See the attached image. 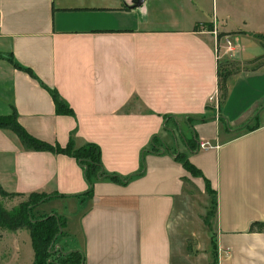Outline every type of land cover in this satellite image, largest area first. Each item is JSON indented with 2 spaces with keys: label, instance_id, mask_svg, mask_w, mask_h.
<instances>
[{
  "label": "crops",
  "instance_id": "1",
  "mask_svg": "<svg viewBox=\"0 0 264 264\" xmlns=\"http://www.w3.org/2000/svg\"><path fill=\"white\" fill-rule=\"evenodd\" d=\"M134 3L0 0V115L16 111L51 144L98 145L102 169L126 179L91 189L77 158L27 149L0 127V187L52 196L31 212L63 219L54 248L80 252L81 264H264V232L249 231L264 221V63L232 75L222 102L218 87L219 62L264 55L249 24L264 0ZM50 90L74 113L57 114ZM180 119L210 145L190 151L169 125ZM33 262L30 230L0 224V264Z\"/></svg>",
  "mask_w": 264,
  "mask_h": 264
},
{
  "label": "trees",
  "instance_id": "2",
  "mask_svg": "<svg viewBox=\"0 0 264 264\" xmlns=\"http://www.w3.org/2000/svg\"><path fill=\"white\" fill-rule=\"evenodd\" d=\"M211 28V25H207ZM223 36L222 33L218 34L220 39ZM260 38V37H259ZM264 46V43L261 41ZM264 55L256 58L250 63H255L256 61L263 58ZM11 61V58H8ZM230 65V62H219V93L220 102L224 101L228 93V80L229 78L238 73H233L226 69ZM226 69V70H225ZM225 73V74H224ZM55 102V108L57 114L71 115L74 113L73 109L60 97L56 90H50ZM222 92V93H221ZM194 118L187 117L186 121L192 123ZM204 120V119H203ZM0 127L8 128L14 131L21 139L23 145L27 149L35 150H49L57 154H68L79 160L81 165L85 170V175L87 181L90 183V188L92 189L94 181L101 179L115 180L119 182H125L123 179L117 175H108L101 165V150L96 144H88L82 147H75L73 140H70L66 146H61L60 144H51L46 141L40 140L33 135H31L18 121V116L16 111H13L8 115H0ZM158 138L153 139L151 144V150L154 152H159L160 149L156 146ZM189 150L196 151L199 147L197 140V135L194 133L192 139L188 140ZM175 158L182 162L184 167L193 175H201V171L188 159V156L182 152H174ZM144 165L142 166L141 173L143 171ZM210 188L207 185V189ZM211 189V188H210ZM213 193V191L211 190ZM15 195L13 193H8L0 187V196H10ZM39 196L40 200L37 202H27V204H22V210L12 213L8 212L0 204V224L11 230H18L20 228H28L31 233L32 246L34 250V262L33 264H81L83 261V256L80 252H70V255L76 256V258H66L65 261L58 262L50 258L51 244L54 243L58 235L62 233L65 227V222L56 214L46 215L42 218H33L29 207H33L43 201L50 199L52 196L47 194H31L30 197ZM250 232H264V221H254L250 224Z\"/></svg>",
  "mask_w": 264,
  "mask_h": 264
},
{
  "label": "rangeland",
  "instance_id": "3",
  "mask_svg": "<svg viewBox=\"0 0 264 264\" xmlns=\"http://www.w3.org/2000/svg\"><path fill=\"white\" fill-rule=\"evenodd\" d=\"M251 16L249 17V24L252 28L254 29H260V32L264 33V10H253V12L249 13ZM258 32V31H257ZM252 38V37H251ZM263 43H264V37L260 36L259 38ZM252 42V41H251ZM254 43L252 42V44L250 43L251 47ZM230 65H228L226 67L227 70L236 73L238 71H240L243 68H252L254 66L259 65L260 63H264V57L261 61L259 62H255L252 63L250 66H246L240 62L237 61H229ZM225 69V70H226ZM225 74V73H224ZM222 93V92H221ZM221 96V94H220ZM184 119H180V120H171L170 121V126L172 127V129L174 130V133L176 134V136H178V138L180 137H185L186 139H192L193 135L192 132H190L187 129V125L184 122ZM182 135V136H181ZM197 175V174H195ZM207 191L212 194L211 189L208 188ZM41 197L39 196H19V195H10V196H0V204L8 211V212H12V213H16L20 210H22V204L24 203L27 204V202H37L38 200H40ZM30 210L32 209V207H29ZM215 210V201H213V205L211 206V211L208 212L207 214V218L211 215H213ZM32 213V212H31ZM32 217L36 219V216L33 215L32 213ZM61 218V217H60ZM62 219V218H61ZM63 220V219H62ZM51 256L50 258L54 261H58V262H62L65 261L66 258H76V256H72L70 255V252L65 253V252H61V251H57L54 248V244H51ZM80 263V261H79ZM78 263V264H79Z\"/></svg>",
  "mask_w": 264,
  "mask_h": 264
},
{
  "label": "built area",
  "instance_id": "4",
  "mask_svg": "<svg viewBox=\"0 0 264 264\" xmlns=\"http://www.w3.org/2000/svg\"><path fill=\"white\" fill-rule=\"evenodd\" d=\"M203 28V26H201ZM205 29V28H203ZM1 31H2V23H1V20H0V34H1ZM211 33H213L217 38H218V30H217V21H214V27L211 29ZM223 39L226 43V52L229 53V54H233L236 50V47H235V44L232 42V40L228 37H221L219 39V41ZM210 144L208 142H205V143H200L199 144V149H206Z\"/></svg>",
  "mask_w": 264,
  "mask_h": 264
},
{
  "label": "water",
  "instance_id": "5",
  "mask_svg": "<svg viewBox=\"0 0 264 264\" xmlns=\"http://www.w3.org/2000/svg\"><path fill=\"white\" fill-rule=\"evenodd\" d=\"M135 3H134V6H140L144 0H134Z\"/></svg>",
  "mask_w": 264,
  "mask_h": 264
}]
</instances>
